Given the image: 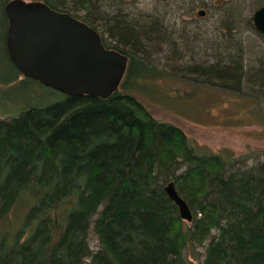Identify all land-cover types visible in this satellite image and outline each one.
<instances>
[{
  "label": "trees",
  "instance_id": "1",
  "mask_svg": "<svg viewBox=\"0 0 264 264\" xmlns=\"http://www.w3.org/2000/svg\"><path fill=\"white\" fill-rule=\"evenodd\" d=\"M7 1L0 88H21L35 101L0 118V264H184L188 242L205 243L200 264H264V159L196 153L180 128L153 118L130 93L163 74L152 64L163 47L182 57L170 19L200 9L225 54L185 65L186 75L172 67L165 74L233 91L250 76L262 82L264 70L244 73L231 36L250 0H29L80 19L127 57L106 98L66 96L23 77L5 48ZM245 23L254 29L250 17ZM168 181L192 213L188 225L163 191Z\"/></svg>",
  "mask_w": 264,
  "mask_h": 264
},
{
  "label": "rangeland",
  "instance_id": "2",
  "mask_svg": "<svg viewBox=\"0 0 264 264\" xmlns=\"http://www.w3.org/2000/svg\"><path fill=\"white\" fill-rule=\"evenodd\" d=\"M258 2L248 1L241 24L231 33L234 46L240 44L243 71L248 75L264 70V36L245 23L259 6ZM170 22L174 26L168 29L175 31L172 38L178 43L177 51L182 57L169 58L170 51L163 47L152 61L163 74L141 80L140 88L130 93L153 118L180 128L196 153H219L223 159H226L224 155L243 157L247 164L263 160L264 80L250 76L248 83L245 80L240 83L239 91H233L207 84L197 76L165 74L172 67L176 74L186 75L185 65L214 63L225 54L221 46L214 44L221 38L212 18L199 16L195 11L192 17L182 15L171 18ZM0 96V118L16 113L22 102L35 101V97L21 88L1 87ZM89 244L96 248L92 233ZM204 245L186 243L182 248L184 264H200Z\"/></svg>",
  "mask_w": 264,
  "mask_h": 264
},
{
  "label": "water",
  "instance_id": "3",
  "mask_svg": "<svg viewBox=\"0 0 264 264\" xmlns=\"http://www.w3.org/2000/svg\"><path fill=\"white\" fill-rule=\"evenodd\" d=\"M3 12L6 52L23 77L66 96L106 98L117 89L127 57L104 47L98 32L85 22L40 1L8 0ZM197 15L202 16L203 10ZM250 19L253 28L264 35V4ZM163 191L176 205L178 216L190 222L189 208L172 181Z\"/></svg>",
  "mask_w": 264,
  "mask_h": 264
},
{
  "label": "bare ground",
  "instance_id": "4",
  "mask_svg": "<svg viewBox=\"0 0 264 264\" xmlns=\"http://www.w3.org/2000/svg\"><path fill=\"white\" fill-rule=\"evenodd\" d=\"M189 211H190V209H189ZM190 213H191V211H190ZM191 215H192V213H191Z\"/></svg>",
  "mask_w": 264,
  "mask_h": 264
}]
</instances>
